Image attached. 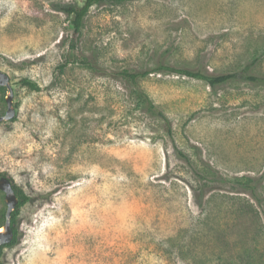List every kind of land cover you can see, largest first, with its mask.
Listing matches in <instances>:
<instances>
[{
  "label": "rangeland",
  "instance_id": "obj_1",
  "mask_svg": "<svg viewBox=\"0 0 264 264\" xmlns=\"http://www.w3.org/2000/svg\"><path fill=\"white\" fill-rule=\"evenodd\" d=\"M82 3L0 0V174L29 196L2 264H264V86L156 71L264 75V0L104 1L75 35Z\"/></svg>",
  "mask_w": 264,
  "mask_h": 264
},
{
  "label": "trees",
  "instance_id": "obj_2",
  "mask_svg": "<svg viewBox=\"0 0 264 264\" xmlns=\"http://www.w3.org/2000/svg\"><path fill=\"white\" fill-rule=\"evenodd\" d=\"M104 1L109 2L110 4H122L124 2L131 1V0H83V3L79 6H65L62 10L68 13L69 15L73 16L72 24L74 27L75 35L81 32L84 26L85 19L89 11L91 10V8L95 6L96 4H100ZM80 62L98 74H103V75L109 74L108 71H106V69L100 68L98 63L93 59L83 58L81 59ZM156 71L178 72V73H181V74L193 77V78L205 80L213 87L225 84L236 78H242L252 84L264 86V75H257V74L249 72L248 70H244L240 74L226 73V74L213 75V74L203 72L199 69L181 68V67H174V66H170L166 64H159L156 67ZM151 72L152 71L150 70L130 71V70L124 69L119 72H111V73H113L114 75L122 76L125 79H127L132 85L134 97L137 101L138 106L143 111H145L147 114L163 120L164 126L167 132L169 134H172L171 121L169 120L165 112L161 109V107L152 100V98L149 96V94L145 91V89L142 87L140 83V80ZM20 83L23 86H26L31 90H35V91L40 90L38 83L30 78H22L20 79ZM174 153L178 158L189 162L188 156L185 155L180 150H178L176 146H174ZM2 176H6V175L0 174V177ZM9 179L13 183V180L10 177ZM13 187L19 199L18 205L16 206V209L12 212V216H11V226L14 231V238L12 239L11 242L6 243L0 247V257L3 254L4 248L10 247L16 243L18 233H19L20 207L29 200V196L23 191V189H21L14 183H13ZM4 223L5 222L0 224V228L1 226L4 225ZM0 264H2L1 260H0Z\"/></svg>",
  "mask_w": 264,
  "mask_h": 264
},
{
  "label": "water",
  "instance_id": "obj_3",
  "mask_svg": "<svg viewBox=\"0 0 264 264\" xmlns=\"http://www.w3.org/2000/svg\"><path fill=\"white\" fill-rule=\"evenodd\" d=\"M0 86L7 87L8 95L5 100L7 103V110L4 115H0V121L9 120L15 115V108L13 106V89L10 85L9 75L0 70ZM0 190L5 193V202L7 204V211L5 214V223L3 231L0 232V247L6 243H9L14 238V231L11 226L12 212L16 209L19 199L13 187L12 181L7 176L0 177Z\"/></svg>",
  "mask_w": 264,
  "mask_h": 264
},
{
  "label": "bare ground",
  "instance_id": "obj_4",
  "mask_svg": "<svg viewBox=\"0 0 264 264\" xmlns=\"http://www.w3.org/2000/svg\"><path fill=\"white\" fill-rule=\"evenodd\" d=\"M3 231V227L0 228V232Z\"/></svg>",
  "mask_w": 264,
  "mask_h": 264
}]
</instances>
